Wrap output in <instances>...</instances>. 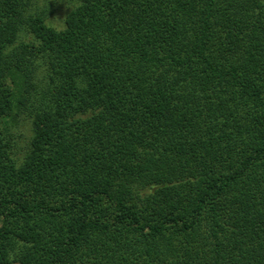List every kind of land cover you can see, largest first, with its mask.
Listing matches in <instances>:
<instances>
[{"label": "trees", "instance_id": "16d2710c", "mask_svg": "<svg viewBox=\"0 0 264 264\" xmlns=\"http://www.w3.org/2000/svg\"><path fill=\"white\" fill-rule=\"evenodd\" d=\"M33 3L0 0V264H264V0Z\"/></svg>", "mask_w": 264, "mask_h": 264}, {"label": "rangeland", "instance_id": "374dc122", "mask_svg": "<svg viewBox=\"0 0 264 264\" xmlns=\"http://www.w3.org/2000/svg\"><path fill=\"white\" fill-rule=\"evenodd\" d=\"M37 11H44L47 22L53 26L62 27L63 19L67 11L76 0H33ZM49 8V10H48ZM46 14V15H45ZM18 129L13 130L17 142L16 156L21 157L25 146L32 135L31 122L28 117L19 120Z\"/></svg>", "mask_w": 264, "mask_h": 264}]
</instances>
